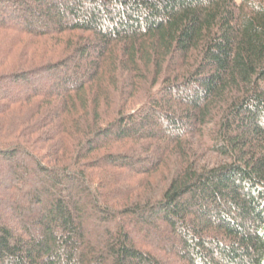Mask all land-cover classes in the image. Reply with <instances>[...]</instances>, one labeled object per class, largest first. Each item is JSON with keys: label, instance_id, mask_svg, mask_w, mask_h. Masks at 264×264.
<instances>
[{"label": "trees", "instance_id": "1", "mask_svg": "<svg viewBox=\"0 0 264 264\" xmlns=\"http://www.w3.org/2000/svg\"><path fill=\"white\" fill-rule=\"evenodd\" d=\"M0 264H264V0H0Z\"/></svg>", "mask_w": 264, "mask_h": 264}]
</instances>
